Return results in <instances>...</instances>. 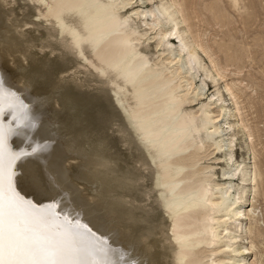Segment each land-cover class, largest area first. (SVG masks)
Here are the masks:
<instances>
[{
    "label": "bare ground",
    "instance_id": "bare-ground-1",
    "mask_svg": "<svg viewBox=\"0 0 264 264\" xmlns=\"http://www.w3.org/2000/svg\"><path fill=\"white\" fill-rule=\"evenodd\" d=\"M11 3L18 6L5 7ZM186 21L179 0H0V73L29 105L30 119L60 142L76 202L132 222L121 224L120 238L139 229L145 264H246L248 256L257 264L259 172L253 151L237 160L229 131L236 127L251 142L236 102L241 92L224 83L207 95L208 80L216 87L225 74L205 34H192ZM27 24L35 28L24 35ZM16 53L28 66L9 68ZM52 69H70L68 84L61 77L39 83ZM227 115L239 119L224 121ZM72 159L81 161L75 175ZM15 190L37 207L55 199L57 211L74 214L55 191L18 177Z\"/></svg>",
    "mask_w": 264,
    "mask_h": 264
},
{
    "label": "snow or ice",
    "instance_id": "snow-or-ice-1",
    "mask_svg": "<svg viewBox=\"0 0 264 264\" xmlns=\"http://www.w3.org/2000/svg\"><path fill=\"white\" fill-rule=\"evenodd\" d=\"M6 83L0 73V264H145L139 229L120 238L121 224L131 228L132 222L109 219L87 200L76 202L60 142L30 119L29 105ZM13 137L21 142L15 147ZM17 177L38 191H55L74 214L57 211L55 199L44 208L25 200L15 190ZM86 216L92 220L85 222Z\"/></svg>",
    "mask_w": 264,
    "mask_h": 264
},
{
    "label": "rangeland",
    "instance_id": "rangeland-1",
    "mask_svg": "<svg viewBox=\"0 0 264 264\" xmlns=\"http://www.w3.org/2000/svg\"><path fill=\"white\" fill-rule=\"evenodd\" d=\"M236 1L179 0L180 4L184 6V15L187 17L186 23L190 27V32L192 34L200 32L205 34L203 41L209 47L213 63L225 74L223 80L216 87L208 80V86L205 90L207 95L214 92L216 88L222 87L224 83H235L233 91L242 93H238L236 102L240 107V112H242L241 119L248 126L251 142L249 143L241 133H237L236 127L229 129V131L236 133L235 155L239 162L245 161V157L249 156L252 151L255 153L257 171L259 172L257 177L258 191L255 199V206L257 207L255 214L258 219L256 226L262 232V236L255 241L257 243L255 253L257 256L263 253L257 264H264V0ZM13 5L14 3L5 4V7L16 8L18 6L17 3ZM18 18L21 19V15ZM22 27L21 30L24 31V35L30 34L35 28L32 24ZM17 55L18 53L14 55L15 58L13 56L9 57V68L16 69L19 63L28 66L29 60L20 58L21 60L18 61L16 60V58H19ZM203 59L205 64L212 66L206 57H203ZM54 60L58 61L57 59ZM69 73H71L70 69L59 73L52 69L50 71L51 76L48 79L45 76L46 80L43 79L39 83L46 81L42 85L47 86L51 81H58L61 77L62 84H66V81L70 80ZM77 75L82 78L83 74L79 73ZM77 83H79V80H77ZM88 88L82 87L79 90L84 94H94L93 88ZM50 101L53 102L54 100L51 99ZM50 105L51 108L53 107L52 109L57 108V111L60 109V106L55 104L54 107L51 102ZM230 108L234 111L235 106L233 105ZM238 119L239 117L227 115L224 121L235 123ZM106 133L111 138L114 137L111 128H106ZM80 162L76 159L69 161L68 169L71 170V174L75 175L79 172L80 167L78 165ZM93 187L95 189L96 186L84 185V188L88 189H85L86 192H92ZM249 194L250 189L247 191L246 196L248 197ZM250 197H252V194ZM244 222H247V225L249 223L248 220ZM247 259L250 260L246 264H251L253 256H248Z\"/></svg>",
    "mask_w": 264,
    "mask_h": 264
}]
</instances>
